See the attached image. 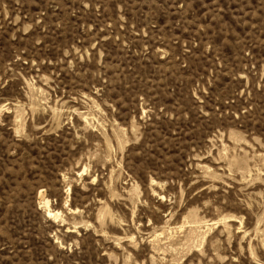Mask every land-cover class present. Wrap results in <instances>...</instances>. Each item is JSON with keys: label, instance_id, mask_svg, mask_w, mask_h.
Returning <instances> with one entry per match:
<instances>
[{"label": "rangeland", "instance_id": "obj_1", "mask_svg": "<svg viewBox=\"0 0 264 264\" xmlns=\"http://www.w3.org/2000/svg\"><path fill=\"white\" fill-rule=\"evenodd\" d=\"M0 264H264V0H0Z\"/></svg>", "mask_w": 264, "mask_h": 264}, {"label": "bare ground", "instance_id": "obj_2", "mask_svg": "<svg viewBox=\"0 0 264 264\" xmlns=\"http://www.w3.org/2000/svg\"><path fill=\"white\" fill-rule=\"evenodd\" d=\"M47 202V201H46ZM57 215V214H56ZM201 227V226H200ZM190 231V230H189Z\"/></svg>", "mask_w": 264, "mask_h": 264}]
</instances>
